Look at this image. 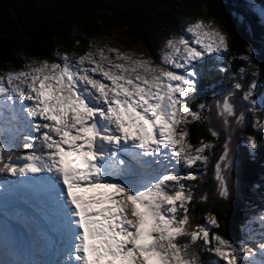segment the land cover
<instances>
[{
  "label": "snow or ice",
  "instance_id": "snow-or-ice-1",
  "mask_svg": "<svg viewBox=\"0 0 264 264\" xmlns=\"http://www.w3.org/2000/svg\"><path fill=\"white\" fill-rule=\"evenodd\" d=\"M183 33L166 39L160 62L92 43L83 53L31 58L0 73V188L10 177L43 185L66 257L58 264H204L200 248L221 264H264L254 260L257 249L221 234L216 214L208 213L204 223L191 214L196 194L188 181L201 176L177 169L207 167L215 144L192 142L189 125L209 119L213 105L193 108L189 99L198 91L197 65L227 52L229 41L203 18ZM232 87L214 104L230 132L214 172L225 200L231 196L232 125L245 121L236 92L257 110L254 82L245 88L241 77ZM208 131L219 138L214 127ZM246 142L258 147L255 137ZM258 249L264 253V241Z\"/></svg>",
  "mask_w": 264,
  "mask_h": 264
},
{
  "label": "trees",
  "instance_id": "trees-1",
  "mask_svg": "<svg viewBox=\"0 0 264 264\" xmlns=\"http://www.w3.org/2000/svg\"><path fill=\"white\" fill-rule=\"evenodd\" d=\"M184 11L217 21L228 33L229 50L221 57L213 55L197 65L198 91L189 99L193 108L202 102L213 105L212 111L207 113L209 119L189 125L193 143L205 139L215 144L208 165L201 163L195 168H178L177 171L181 174L194 171L201 176L197 181H188L196 194L191 213L194 221L204 223L208 213L216 214L224 225L219 230L221 234L239 243L247 236L248 207L264 199V134L252 128L251 112L243 109L246 121L231 140L236 161L229 174L231 196L222 199L214 172L229 132L214 104L235 91L232 86L236 79L242 77L246 87L252 84L249 70L258 60L249 54L248 45L264 46V22L243 0H0V73L20 69L31 58L51 59L57 52L83 53L105 28L115 25L146 46L159 62L163 41L176 31L175 18ZM249 55L251 64L242 59ZM241 68L245 73H240ZM257 84L261 90L260 78ZM236 94L233 99L237 106L241 102L235 99ZM210 126L220 133L219 138L211 136ZM245 133L257 139L256 149L243 143ZM204 195L206 200L201 199ZM198 254L204 264H221L203 248L198 249Z\"/></svg>",
  "mask_w": 264,
  "mask_h": 264
},
{
  "label": "rangeland",
  "instance_id": "rangeland-1",
  "mask_svg": "<svg viewBox=\"0 0 264 264\" xmlns=\"http://www.w3.org/2000/svg\"><path fill=\"white\" fill-rule=\"evenodd\" d=\"M243 3L254 13H256L264 22V0H243ZM197 18L214 21L217 25L220 26L223 33L227 35L229 41L227 31L220 24H218L217 21L207 17L206 15L193 16L187 13V11H184L183 14L175 18L174 22L176 31L171 32L167 38L173 35L180 36L184 34L183 29L185 28V26L191 22H194ZM165 41H163V43ZM94 44L100 47L108 46L111 48H117L122 52L134 53L137 58H140L141 54H144L145 57H152L151 52H149L146 46L137 41L135 37L128 34V32L124 30V28L118 27L116 25L105 28L102 32V35L94 42ZM249 49H251V51H249ZM248 52L250 55L252 54L254 57H256L259 61L254 62L249 70L252 74L251 82L256 83L257 78H260L262 80V89L259 90L258 84L253 89V98L257 101L256 111H253L251 109V105L249 104V102L242 100V93H237V97L235 99H238L241 102V104L237 105V110L238 112L243 111V109L249 110L251 112L250 120L252 128L255 131H260L262 134H264V129H260L256 123L257 120H259L261 123H264V46L257 44L248 45ZM223 54H225V52L214 56L221 57ZM245 88H247L246 85ZM241 106H243L244 108H242ZM232 127L235 128V131H233L231 135H235L239 128H237L234 123ZM226 129L229 132V129L227 127ZM248 137H253V135L245 133L242 137L244 144H247L246 141ZM15 155H20V152L18 151L17 153H15ZM232 155L233 167L231 171L234 170L236 164L235 154L233 153V151ZM262 215H264V199L261 202L254 203L248 207L247 217L245 220L247 236L240 241L246 242L249 248L257 249L256 256L254 257V260L257 262L264 261V253H261L258 249V244L261 241H264V221L261 220ZM2 231L6 232L5 235L2 233ZM16 233L17 232L12 228L10 230L5 225H0V264H44V261L32 262L34 259H31L26 255L25 240L19 239V235L21 234L22 236L23 233L18 232V236L16 235ZM13 240L15 241V243Z\"/></svg>",
  "mask_w": 264,
  "mask_h": 264
},
{
  "label": "bare ground",
  "instance_id": "bare-ground-1",
  "mask_svg": "<svg viewBox=\"0 0 264 264\" xmlns=\"http://www.w3.org/2000/svg\"><path fill=\"white\" fill-rule=\"evenodd\" d=\"M13 177H10L9 179H12ZM2 233L5 235V231L3 232L2 231ZM38 234V230H35V231H31V233H30V237L32 238V239H34L35 238V235H37ZM26 253H27V255H30V256H32V254L28 251V250H26ZM34 262H39V261H37V260H34ZM35 264V263H34Z\"/></svg>",
  "mask_w": 264,
  "mask_h": 264
},
{
  "label": "water",
  "instance_id": "water-1",
  "mask_svg": "<svg viewBox=\"0 0 264 264\" xmlns=\"http://www.w3.org/2000/svg\"><path fill=\"white\" fill-rule=\"evenodd\" d=\"M255 86H256V83H255Z\"/></svg>",
  "mask_w": 264,
  "mask_h": 264
}]
</instances>
